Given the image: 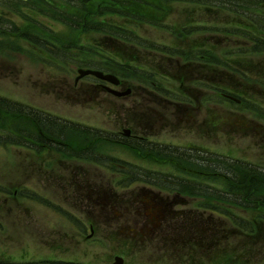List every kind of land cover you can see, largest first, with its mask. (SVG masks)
<instances>
[{
	"label": "rangeland",
	"instance_id": "obj_1",
	"mask_svg": "<svg viewBox=\"0 0 264 264\" xmlns=\"http://www.w3.org/2000/svg\"><path fill=\"white\" fill-rule=\"evenodd\" d=\"M31 1L24 0L31 9L21 8L14 13L19 7L17 0H0V16L8 21L7 34L0 33V98L105 132L110 142L87 143L85 149L97 148L100 156L110 157L111 163L119 166L130 164L146 171L196 179L205 186L227 192L223 179L211 180L213 176L184 172V166L192 167L187 162H191L194 155L188 157L187 162L182 161L183 164L159 159L118 135L130 131L150 143L178 147L182 151L189 145L197 146L203 149L202 154L246 162L264 172V50L259 53L225 51L224 55H218L215 63L209 60L226 73L220 86L224 90L219 94L223 92L228 100L218 98L216 83L210 81L199 88L210 96L201 102V107L199 102L182 104L175 96L189 97L181 91V84L170 76L173 73L171 58L181 56L176 50L182 39L177 34L181 26L174 29V24H195L194 11L209 8L208 12H203L208 24L240 22V27L244 28L238 31L226 27L224 37H219L224 40L222 44L252 46L260 43L264 47V21L257 17V13L264 16V4L260 7L264 0L261 3L222 0L223 6L211 0H116L115 7L106 9L110 0H89L90 8H85L95 13L98 23L123 28L139 38L138 44L124 42L123 45L110 34L95 30L81 34L71 32L63 23L39 12L49 6L78 17L84 11L77 5L86 0ZM220 9L223 11L219 12ZM260 23L262 26L257 33L251 32L249 26ZM208 27L199 28L187 38L194 42L201 39L197 34L203 33L202 39L209 41L210 46L220 43L216 38L217 29ZM15 28L21 31L19 35ZM26 33L46 45L61 41L63 48L65 41L76 49L69 50L67 55L59 52L61 59H58L41 46L23 39ZM106 37L110 39L104 41ZM115 50L124 53L129 62L119 78L89 69L88 65L80 66V63L93 61L119 63L113 55ZM178 51L185 56V52ZM52 62L59 67L51 66ZM80 70L115 76L121 86L108 88L121 93L131 90V94L117 97L107 88L101 90L105 82L95 76L78 80ZM231 76L237 80L228 79ZM146 81L156 83V90ZM187 89H190L189 84L185 91ZM38 135L35 127L24 120L5 121L0 125V139L10 144L0 145L1 258L37 264H115L116 257L124 259V264H218L225 262L227 253L234 259H237L236 254L245 253L239 241L233 238L228 241L187 238L186 241L185 232L177 238L175 212L182 216L192 210L193 214L192 202L189 206L177 207L172 203L174 194L149 190L143 184L126 192L114 191L113 183L120 179L118 173L96 164L95 160L64 157L59 145H56L57 151L51 152L45 150L44 145L43 150H32L11 144L17 138L32 147ZM28 138L30 141L25 140ZM82 144L73 142L78 150L82 149L79 147ZM71 155H79V152ZM203 172L207 173L205 169ZM255 204L258 205L254 203V208L246 213L238 211L237 214L245 219L261 220L264 206L256 208ZM196 218L179 221L183 224ZM213 222L220 223L221 228L228 227L223 218L215 217ZM227 231L225 236L231 233ZM253 247L251 264H264V241Z\"/></svg>",
	"mask_w": 264,
	"mask_h": 264
},
{
	"label": "trees",
	"instance_id": "obj_2",
	"mask_svg": "<svg viewBox=\"0 0 264 264\" xmlns=\"http://www.w3.org/2000/svg\"><path fill=\"white\" fill-rule=\"evenodd\" d=\"M17 1L19 3V7L17 6V9H14V13L19 12L21 8L31 9L27 7L24 0ZM71 1L77 2V0ZM115 1L116 0H110V6H106L105 9L115 7ZM31 2H33V0ZM2 3L4 4L5 2L2 1ZM45 3L53 6L49 1H45ZM90 3L91 2L89 0H86L77 5L84 11L83 15L78 17L71 15L72 13L67 11L60 10V8L51 9L49 6H47L46 10L43 9L39 12L53 21L55 20L63 23L64 26L69 28L71 32L77 34H81V32L84 31L87 33L88 31L95 30L101 32L102 34H110L115 39H119L118 42L122 45L124 42L127 44H131V42L138 44L139 38L132 32L124 30L120 27H113L107 23H98L97 19L94 18L95 13H92V11L88 9L90 8ZM10 13L13 12L10 10ZM6 22L8 23L6 18L3 19V16H0L1 35L7 34L5 31V26H7ZM9 27L11 26L9 25ZM28 32L35 35L32 30H28ZM12 33L14 34L13 29ZM15 33L16 35H19L21 31L15 28ZM31 33L23 34L22 38L26 39V41L34 43L35 45L41 46L44 51L50 55L56 56L58 59H61L58 54L59 52H63L67 55L69 50L76 49V47L72 48V45L67 44L65 41L62 45L64 46L63 48L61 47V41L46 45L40 40L32 39L28 35ZM69 36L70 35L68 33V37ZM107 38L109 37H106L104 41H107ZM117 44L119 45V43ZM139 44L141 45V43ZM177 54L181 55L180 53ZM113 55L119 59V63L110 61V64H103L93 61L80 63V66L83 67L88 65L89 69L114 74L119 78L121 77V70L126 69V67L129 66V62L124 58V53L119 50H115ZM50 64L51 66L55 65L59 67V65L55 64V62ZM104 66H107V68H104ZM138 73L140 80H142L140 71H138ZM146 84L149 85L151 89L156 90V83L149 84V82L146 81ZM99 89H101V86ZM175 97L183 101L182 104H194V102L189 99L177 96ZM17 120H24L34 126L39 135L35 138V143L32 147H30V145H26L22 140L17 141L19 140L17 138H14L15 142H11L13 146H25L32 150L36 148L43 150L42 146L44 145L45 150L55 152L58 149L56 145H59L64 157L78 158L80 160H95L96 164L118 173L120 175V179L114 181V191L120 190L126 192L134 186L143 184L147 186L149 190L164 192L169 195L174 194V201L172 203L177 207L189 206L193 203V207H195L193 214L191 213L192 210L186 213V215L184 214L185 216H180L179 212H175V214L178 215V217L176 216L178 219V224L176 225L177 238L183 236V232L186 233V241H188L187 238H191L193 241H228L230 238H233L235 241H239L241 246L240 248L244 249V254H236L235 258L237 259L232 258V256L229 257L227 253L225 262L221 261L218 264H238V262L241 261L242 264H251L250 255L254 248L253 246H255L257 242L260 243L264 241V216L261 217V220H249L242 218L241 215L237 214L238 211L246 213L248 209L254 208V203H258V205L255 204L256 208L264 206V172L255 168L251 164L242 161H234L226 157L212 155L209 153L202 154L199 151L191 150L189 148L182 151L178 147L150 143L147 139L139 138L134 134H132L130 138L125 137V141L134 143L135 148L139 147L141 150L151 153L159 159H166L168 161L183 164L182 161L185 160L187 162L188 157L194 155L195 157L192 156V161L187 162L192 165V167L183 165L184 172L196 174L200 177L213 176L211 180L223 179L228 188L227 192H221L217 188L205 186L203 182L196 179L191 180V178L175 177L172 175L146 171L130 164H123V166H119L118 164L111 163L112 159L110 157L100 156L97 148H94V150L85 149V145L87 143L100 145L106 141L110 142L111 140L107 138L105 132L59 119L51 115H46L19 103L0 98V125L5 124V121L6 123H13ZM118 135L123 136L122 134ZM29 139L30 138L25 140L30 141ZM74 141L84 143L82 146H79L82 147L81 150H78L73 146ZM3 142L5 143L0 145H10L8 143L9 141L1 138L0 143ZM74 151L79 152V155H71ZM97 160H107V162L102 163ZM203 169H205L207 173L203 172ZM106 204H108V202ZM98 205L102 204L98 202ZM163 209L165 212L166 208ZM168 214L173 215L170 212H168ZM186 216L189 218L182 220ZM192 217L197 218L193 222L183 223L188 225L186 228L179 221L193 220ZM215 217L223 218L225 222L228 223V227H225L224 229L221 228L220 223H214L213 219ZM227 230H230L231 233L228 236H225L228 232ZM225 231L227 232L224 234ZM247 253L248 256H246ZM231 259H233L235 263L232 262ZM0 264L36 263H11L0 259Z\"/></svg>",
	"mask_w": 264,
	"mask_h": 264
},
{
	"label": "flooded vegetation",
	"instance_id": "obj_3",
	"mask_svg": "<svg viewBox=\"0 0 264 264\" xmlns=\"http://www.w3.org/2000/svg\"><path fill=\"white\" fill-rule=\"evenodd\" d=\"M216 2L218 5L223 6L224 2H222V0H211ZM250 1H254V2H262L263 0H250ZM196 3V2H195ZM263 4H260V7L263 8ZM264 9V8H263ZM209 11V8H202L200 10H195L193 15H195V20L196 23L195 24H191L188 25L187 23L183 24V23H177L174 24L173 27L174 29H176L179 25L181 26L180 30L177 32V34H179V36L182 39H179V44L180 46L178 48H176L177 52L180 53L182 55V53L178 50H181L183 52H185V56H175L172 57V64H171V70H173V73L170 75L176 83H180L181 84V91H184V95L186 97H189L187 99L193 101L195 104L196 102L200 103V107H201V102H205L209 96V94L207 92H205L202 89H199L200 87L206 85L212 81V83H216L217 86V91H216V95L218 96V98L225 100V94L223 92H221L219 94L220 90H224V88L220 87L221 85H223L224 80L226 78V73L225 71H222L221 69H219L218 67H214V65L212 63H215L218 59V55L222 54L224 55L225 51L226 52H231V53H243V52H247V53H259L262 52L264 50V47H262L261 45H259L260 43H257L256 45H224L222 44L224 42V40L222 41L220 38L224 37V34H226L225 31L226 27H231L235 30L240 31V29H244L241 26L240 22H237L235 25L233 24H225V22H223V24L221 25H214V24H208L207 20L204 18L203 12ZM223 10L220 9L219 12H222ZM191 15V12H190ZM257 17L261 18L262 21H264V16L262 17V15L257 13ZM261 21V20H260ZM259 21V22H260ZM189 23V22H188ZM255 23V22H253ZM212 27V28H216L217 29V35L219 38V42L220 43H214L215 45H209V41L207 40H203L202 38V34H197V36H201L200 40L194 41L192 42L189 38H187L188 35L197 33L198 30H194L193 28L195 27H200L202 28H206V27ZM262 24L260 23L259 25L254 24L253 26H249L251 29V32L253 33H257L258 27H261ZM208 27V28H209ZM234 38H238L236 36H234ZM208 39V38H207ZM176 40V39H175ZM177 41V40H176ZM213 47V48H212ZM212 61V63H210V61ZM215 61V62H213ZM218 64L221 65V63L217 62ZM217 64V65H218ZM218 65V66H220ZM228 79L231 80H237V78L235 76H231ZM190 86V89H187V91H185V87L186 85ZM232 99H236L232 96H229ZM0 259H3L0 257ZM6 260V259H3Z\"/></svg>",
	"mask_w": 264,
	"mask_h": 264
},
{
	"label": "water",
	"instance_id": "obj_4",
	"mask_svg": "<svg viewBox=\"0 0 264 264\" xmlns=\"http://www.w3.org/2000/svg\"><path fill=\"white\" fill-rule=\"evenodd\" d=\"M79 74H80V77L78 78V80H80L81 78H85L87 76H95L96 78H98V79H100V80H102L104 82L110 83V84H112L114 86H119V84H120V81L115 76L104 75L103 73L92 71V70H88V71L80 70ZM107 91L109 93L117 96V97H126V96L131 94V90H128L127 92L121 93V92L114 91V90H112L110 88H107ZM125 134L127 136H129L130 132L126 131ZM115 264H124V261L122 259L117 258Z\"/></svg>",
	"mask_w": 264,
	"mask_h": 264
}]
</instances>
